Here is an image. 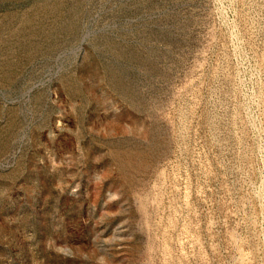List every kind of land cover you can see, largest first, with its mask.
Here are the masks:
<instances>
[{"label":"rangeland","instance_id":"rangeland-1","mask_svg":"<svg viewBox=\"0 0 264 264\" xmlns=\"http://www.w3.org/2000/svg\"><path fill=\"white\" fill-rule=\"evenodd\" d=\"M0 264H264V0H0Z\"/></svg>","mask_w":264,"mask_h":264}]
</instances>
